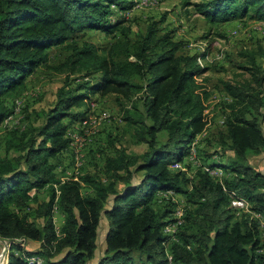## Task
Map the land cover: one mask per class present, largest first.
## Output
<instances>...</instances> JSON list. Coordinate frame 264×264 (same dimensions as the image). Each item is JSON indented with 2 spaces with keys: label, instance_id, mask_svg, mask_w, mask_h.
<instances>
[{
  "label": "trees",
  "instance_id": "trees-1",
  "mask_svg": "<svg viewBox=\"0 0 264 264\" xmlns=\"http://www.w3.org/2000/svg\"><path fill=\"white\" fill-rule=\"evenodd\" d=\"M138 1L0 0V129L41 66L66 74L52 108L39 113L26 107L25 128L0 134V237L10 247L1 264H32L35 256L44 264H167V249L172 264H264V173L250 159L264 152V63L246 48L250 62L241 68L253 79L222 80L220 90L233 100L225 123L234 156L216 163L203 141L211 137L201 135L208 129L210 94L197 79L210 68L198 59L209 49L188 52L175 30H163L164 16L134 34L135 17L128 13ZM197 6L212 22L247 15L264 20V0H203ZM99 30L112 36L106 45L83 38ZM55 50L59 61L52 63ZM71 74H80V81ZM98 93L114 95L133 142L147 149L129 153L112 135L105 145L108 135L101 138L99 131L89 135L78 167L64 121L81 124L90 114L73 108ZM197 136L202 165L175 169ZM218 143L224 152L225 140ZM204 164L230 175L218 180ZM68 171L73 175L63 179ZM168 190L185 202L184 223L173 236L164 229L178 203L155 198ZM228 190L249 200L260 216L231 212ZM24 239L39 245L25 247Z\"/></svg>",
  "mask_w": 264,
  "mask_h": 264
},
{
  "label": "rangeland",
  "instance_id": "rangeland-1",
  "mask_svg": "<svg viewBox=\"0 0 264 264\" xmlns=\"http://www.w3.org/2000/svg\"><path fill=\"white\" fill-rule=\"evenodd\" d=\"M202 1L203 0H141L135 9H133L131 13H128V17H135L136 21L133 19L131 20L134 21L133 33L136 34L140 29L141 32H145L150 22L153 20L160 21L164 16V21H161L163 30H175V39L185 40L186 43H188L186 44L188 52L192 54H202L203 51L209 49L207 56L209 59H213V61H204V64L210 65V68H207L205 72L197 78L198 82L207 86V90L210 94V101L207 103L206 112L207 119H209L211 123L204 134H207V136L211 138L209 140L204 138L203 141H205L204 144L207 146L206 152L211 156V160L219 164H225L230 162L229 159L234 156V152L229 148L230 140L227 137L226 123H222V121L224 119L227 120L228 115L231 113L232 107L230 105L233 103V100L224 93V91L222 92L220 90L222 87V80L248 82L253 79L251 78L249 70L241 68L242 64H248V62H250V58L244 53V49L247 48V50L255 51L259 62H261V64L264 63V20L259 21L247 15L230 18L226 21L212 22L198 10L197 5ZM83 38L100 46L110 42L112 36L99 30L89 31ZM57 54H59V50L54 51L53 55L56 61L52 63H57L59 61ZM63 57L64 56H61V58ZM80 74H71V78L75 79V82L80 81ZM65 75L64 73H59L56 70L41 66L38 72L32 76L33 80L28 82V89L15 100V110L14 113L11 114L13 116L9 115L1 123L2 127L0 129V134L6 130H20L21 128H25L27 125L24 111L26 107L37 109L39 113L48 111L52 108L56 101L57 91L60 86L64 84ZM83 79L85 80V78ZM91 80H94V78H91ZM73 109V111L86 109L88 110L87 113L93 116L107 115L106 118L102 119V123L95 122L94 125L87 128H99L101 135L103 134L101 138L108 135L104 139L105 145H107L109 136L112 135L113 137L119 138V141H121H117L116 147H124L129 153L141 155L147 149L146 144H136L133 142L131 128L128 126L127 122H125L123 109L114 101V95L108 94L103 96L99 93L92 94L80 107H75ZM8 118L9 120H7ZM64 122L68 125V134H70L71 137H73L75 133H79V122L74 121L77 123L74 129L73 127L76 124L73 125L74 122L70 118H66ZM107 129H109V131H107ZM100 132H98V135H100ZM166 134L165 130L160 132V139L166 137ZM77 138L81 141L84 139H81L79 135ZM91 139H93V136H89V138L83 141L85 147L89 146L87 142ZM222 139L225 140L223 146H226L224 152L221 151L222 147L218 143H221ZM203 141L202 145H204ZM0 148L2 153H4L5 147L1 146ZM112 149H114V147H112ZM14 154L15 153H12V155ZM250 159L255 168L264 173V152L261 154H252ZM71 176V174H68V176L63 175V177ZM138 178L135 179L134 182H137L136 180H138ZM159 194L160 192L157 191L155 198L158 197ZM181 197L183 198L182 195ZM227 208L233 212L231 204L227 205ZM56 222L59 224L58 216ZM106 228L107 227L104 226L101 229L100 240H102ZM35 243L36 245H34ZM24 244H28L30 248H33L35 246L37 247L39 242H24ZM1 247L0 245V248ZM30 259L32 264L35 261H39V257L37 256Z\"/></svg>",
  "mask_w": 264,
  "mask_h": 264
},
{
  "label": "built area",
  "instance_id": "built-area-1",
  "mask_svg": "<svg viewBox=\"0 0 264 264\" xmlns=\"http://www.w3.org/2000/svg\"><path fill=\"white\" fill-rule=\"evenodd\" d=\"M140 2H141V0H139L137 2V5H139ZM207 55H208V53L205 55V57H201L200 56L198 58L199 59V63H200L201 66L202 65L205 66L204 61H206V62H207V60L213 61V59H209ZM209 101L206 102V106H207V103ZM206 111L207 110L205 108L204 114H205L206 119H207V112ZM10 116H13V115H10ZM106 117H107L106 114H104L102 116H99V115H96V116L94 115L93 116L92 114H90L89 117L85 118L82 121V123L80 124V126H79L80 129H78L79 133H75L76 136L73 135V141L71 143L75 147L74 150L76 152V159H77V161L75 162L76 166L80 167L82 165L81 158L84 155V152H83V146H84L83 141L86 140V138L89 135L94 134V133H98L99 130H100L99 128L96 129V127H93L92 129H87V128L91 127V125H94L95 122L102 123V119L106 118ZM7 120H9V118ZM208 121H209V123H208V126H209L211 121L209 119H208ZM224 122H225V119L222 121V123H224ZM82 129L85 130L84 134L80 133V130H82ZM205 132H206V128L204 129L203 134H201V135H204ZM78 135L81 137V139L82 138H84V139L81 141L79 138H77ZM75 137H76V140H75ZM199 141H200L199 140V136H197L195 141L191 145V149H190L189 155L184 159V161H176L173 164V167L175 169H181V170H188L189 171V167H188L189 162H193L195 165L196 164L197 165H202L201 161L198 160L197 144H198ZM203 166H204L203 168H205L210 173L211 176H213L214 178H217L218 180L222 181V179L225 176L230 175L221 166H218V165L210 166L208 164H204ZM73 173L74 172H71V175H73ZM64 178H68V177H63V179ZM228 192L230 193V203H229V205L231 204V208H233V213L235 212L237 216H241V215H243V213L252 212L253 214H256L257 216H260V214L255 213V211L252 210V208H251L252 205H251L249 200H245V199H242V198L238 197L235 191L228 190ZM159 196L161 198L165 197V196L169 197V198H172L173 201L178 203V206H177L178 208L174 212L173 222L167 224L165 226V229H164V231L166 233H168V234L173 236L177 232L179 226L184 223V221H183L184 206H185L184 198H182L181 194L177 193L174 190H168V191L160 192ZM261 220H262L261 227L264 228V217L261 218ZM4 242H6V241H4ZM4 242L0 241V245L2 246L0 248V259H2V254H4V246H3ZM166 253H167V258H168L167 264H172L171 263L172 255H171L169 249L166 250ZM44 263H45V258L40 256L39 264H44Z\"/></svg>",
  "mask_w": 264,
  "mask_h": 264
},
{
  "label": "crops",
  "instance_id": "crops-1",
  "mask_svg": "<svg viewBox=\"0 0 264 264\" xmlns=\"http://www.w3.org/2000/svg\"><path fill=\"white\" fill-rule=\"evenodd\" d=\"M68 174H71V171H68ZM58 217H59V219H60V220H59V221H60L59 223H61V222L63 221V220H62L63 218H62V216H61L60 214L58 215ZM55 220H56V218H55ZM104 226L107 227V224H106L105 222H104ZM104 226H103V227H104ZM103 227H102V228H103ZM101 231H102V230H101ZM106 232H107V228L105 229V233H106ZM104 236H105V234H104ZM104 236H103L102 238H104ZM100 241H102V240H100ZM23 242H26V243H27L28 240H25V239H24ZM31 242H32V241H31ZM31 242H30V243H31ZM34 245H36V243H35ZM3 246H4V245H3ZM24 246L27 247V244H24ZM35 247H36V246H35ZM35 247H33V248H35ZM4 259H6V252H5V251H4V254H2V259H0V261H2V260H4Z\"/></svg>",
  "mask_w": 264,
  "mask_h": 264
},
{
  "label": "bare ground",
  "instance_id": "bare-ground-1",
  "mask_svg": "<svg viewBox=\"0 0 264 264\" xmlns=\"http://www.w3.org/2000/svg\"><path fill=\"white\" fill-rule=\"evenodd\" d=\"M5 241L6 242H4V251L7 253L8 251H9V249H10V247H9V241L5 238ZM14 241V240H13ZM6 248H7V251H6ZM3 261V260H2ZM2 261H0V264L2 263ZM33 264H39V261L37 262V261H35V262H33Z\"/></svg>",
  "mask_w": 264,
  "mask_h": 264
},
{
  "label": "water",
  "instance_id": "water-1",
  "mask_svg": "<svg viewBox=\"0 0 264 264\" xmlns=\"http://www.w3.org/2000/svg\"><path fill=\"white\" fill-rule=\"evenodd\" d=\"M0 241L1 242H4L5 241V238L0 237ZM6 251H7V248H6Z\"/></svg>",
  "mask_w": 264,
  "mask_h": 264
}]
</instances>
